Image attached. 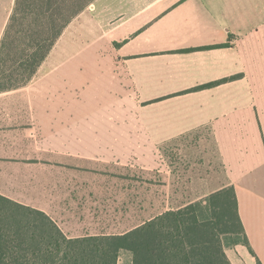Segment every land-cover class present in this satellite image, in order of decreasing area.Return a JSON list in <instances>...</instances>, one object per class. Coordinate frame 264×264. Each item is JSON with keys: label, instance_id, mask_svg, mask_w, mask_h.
<instances>
[{"label": "crops", "instance_id": "0c3cea01", "mask_svg": "<svg viewBox=\"0 0 264 264\" xmlns=\"http://www.w3.org/2000/svg\"><path fill=\"white\" fill-rule=\"evenodd\" d=\"M15 3L0 0V41ZM86 13L110 47L101 69L116 85L109 119L128 144L119 153L211 140L215 173L206 168L205 193L187 203L234 187L248 245L225 252L232 264H264V0H96L75 20ZM37 74L26 86L0 92V195L53 216L39 203H57L64 189L55 190L40 171L68 166L71 156L128 159L112 142L103 151L78 152L55 144L52 118L30 97Z\"/></svg>", "mask_w": 264, "mask_h": 264}, {"label": "rangeland", "instance_id": "374dc122", "mask_svg": "<svg viewBox=\"0 0 264 264\" xmlns=\"http://www.w3.org/2000/svg\"><path fill=\"white\" fill-rule=\"evenodd\" d=\"M68 27L39 70L30 97L44 110L47 121L52 118L50 135H59L52 141L61 148L78 152L96 147L103 151L105 144L112 142L118 155L123 154L128 160L110 162L71 156L68 166L89 171L71 170L68 166L40 171L46 174L43 180L50 182L52 178L55 190L63 188L68 197L58 193L57 203L39 205L51 210L62 228L71 233L93 230L88 223L93 222L96 210L93 212L90 207L99 210L101 221L107 224L110 221V231H123L205 193L206 168L212 173L213 167L216 168L211 140H173L161 146L160 153L153 148L119 153L128 144L121 137L120 124L109 119L116 85L112 73L101 69L104 60L100 56L110 49L109 44L105 38H97L100 32L90 13ZM61 123L67 127L64 139ZM206 141H210L208 150ZM67 181L74 195L66 191ZM77 183L86 188L79 190ZM90 187H94L93 192ZM224 242L225 248L233 245L232 237H224ZM131 261V254L122 252L119 264H132Z\"/></svg>", "mask_w": 264, "mask_h": 264}, {"label": "trees", "instance_id": "16d2710c", "mask_svg": "<svg viewBox=\"0 0 264 264\" xmlns=\"http://www.w3.org/2000/svg\"><path fill=\"white\" fill-rule=\"evenodd\" d=\"M95 1L16 0L0 41V92L29 84L67 27ZM70 189L69 184V195ZM91 209L96 210L88 223L93 230L71 233L46 211L0 195V264H118L122 251L132 254V264H232L224 237L248 245L232 186L166 208L123 231H110V221Z\"/></svg>", "mask_w": 264, "mask_h": 264}]
</instances>
